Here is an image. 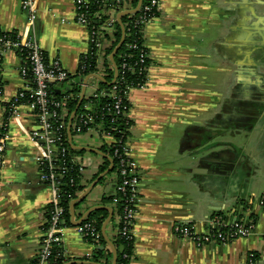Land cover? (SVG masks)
Instances as JSON below:
<instances>
[{"label": "crops", "instance_id": "crops-1", "mask_svg": "<svg viewBox=\"0 0 264 264\" xmlns=\"http://www.w3.org/2000/svg\"><path fill=\"white\" fill-rule=\"evenodd\" d=\"M75 1L36 0L37 17L30 22L21 0H0V29L36 40L48 62L75 74L89 50ZM143 38L150 55L146 80L128 92L127 146L140 174L128 264H264V0H159ZM20 63L6 51L1 64L0 128L6 123V129L0 138V264H33L53 198L38 176L43 151L30 135L37 128L32 108L22 106L19 116L5 118V104L26 84ZM95 87L89 82L86 94ZM83 133L101 143L72 142L99 150L111 142L94 129ZM81 151L76 158L87 184L102 155ZM113 185L95 186L73 220L92 206H110L102 196ZM216 215L226 224L252 220L254 229L200 247L173 232L176 224L203 232ZM118 222L113 216L105 226L100 246L110 257L99 263L111 264L113 251L123 250L116 242ZM62 233L63 264L97 262L88 259L94 246L74 224Z\"/></svg>", "mask_w": 264, "mask_h": 264}, {"label": "built area", "instance_id": "built-area-1", "mask_svg": "<svg viewBox=\"0 0 264 264\" xmlns=\"http://www.w3.org/2000/svg\"><path fill=\"white\" fill-rule=\"evenodd\" d=\"M118 1V0H114ZM36 0H21L20 8L25 13L28 21L34 22L37 17V9L35 5ZM76 17L75 20L83 24L88 29V45L93 43L96 50V67L95 70L88 74L75 73L71 74L66 69H64L58 61L48 62L45 57V53L42 50L40 44L34 39H22L19 32L15 31L14 38L8 36H0V63L2 64L4 54L6 51H13L20 58L21 63L19 66V73L21 78L26 82V84L13 96L9 101V117H17L20 115V108L25 105H29L32 108V114L37 122V128L31 131V138L36 146L43 151L37 159V165L39 169V178L42 182L47 184L53 194L52 203L53 207L48 211L49 217L47 219L48 224L46 227L43 226L42 234L40 237V244L36 254V258L33 264H55L51 259V255L55 254V257L61 256L66 259V252L64 250V236L62 229L63 218L62 214L64 208L58 205L59 199L57 196V190L59 188V178L61 174L59 170L63 169L61 163L59 162V156L65 151L64 147V136L62 130L66 128L65 118L68 112V107H66V100L68 98H77L80 93L75 94L73 92L68 93L64 99L61 101L54 102L50 97L47 96V89L51 85L61 84L64 86V90L70 89L74 84H79L81 88L85 87V92L83 97L89 98L91 96L97 95H108L112 97L115 101L111 107H104L103 113L111 114L114 112L115 116H123L128 118L129 105L124 104L122 97L116 94L117 84L110 88L101 87L96 85L95 90L86 94V88L92 79L96 78L95 74L101 76L103 71L102 63L106 56V49L112 44V38L105 36L106 32H111L114 22H116V15L118 12L130 10L134 7H129V4L124 6L112 7L109 9L110 12H106L107 18L100 26L89 22L87 18V9L89 2L87 0H76ZM156 5V9L159 10V0H153V5ZM149 6H143L140 2L136 12H131V14H136L144 10H149ZM108 11V10H107ZM156 16L146 17L142 14L136 21L135 24H140L141 37L143 38L144 27ZM103 44H107V48L101 47ZM136 45H133L135 47ZM141 49V59L143 62L145 58H149V52L144 44V38L142 42ZM87 53V52H86ZM85 53V54H86ZM80 63V61H79ZM79 69H85V63L79 64ZM128 68V64L123 62L121 64V69L124 71ZM78 71V70H77ZM148 71V67H141L140 72ZM77 74V75H76ZM147 75V74H146ZM145 75V80H146ZM87 77V78H86ZM86 81L84 83V79ZM99 80V79H98ZM139 86H143L145 83ZM33 83L34 87H29V84ZM134 87L126 86V94L128 98V92ZM26 99V102H22V99ZM86 108H90V103H85ZM73 117V116H72ZM92 114H86L81 123L87 124L92 123L88 129L96 130L103 137H110L111 142L114 143L115 139L110 133L109 129H100L93 123ZM69 122V121H68ZM6 127V123L4 125ZM68 127V126H67ZM87 129V130H88ZM85 130V131H87ZM5 134V132L2 134ZM2 142V141H0ZM122 155L125 158H121V173L128 174L129 177L124 179L118 189L124 192L126 187H129L130 195H127V204L124 206L122 234L126 235L128 239L134 238L133 225L136 214V204L138 201V184L140 179L139 169L136 161L129 156V148L127 146V139L123 144ZM77 165L78 171L81 173L84 170V166L78 158L74 160ZM50 202V203H51ZM114 203V202H113ZM112 203V204H113ZM260 205L264 207V199H260ZM78 234L83 240H87L88 236L96 239L97 234L94 231V227L90 223H85L83 225L76 226ZM254 229V222L252 220L248 222L241 221L240 219L234 220L232 223L226 224L222 216H213L209 222L208 227L203 232H196L191 225H179L173 226V232L181 238H186L193 242L196 246L200 247L205 244L210 243H228L231 240L246 237ZM56 247H60L61 250L55 251ZM253 257V254H250Z\"/></svg>", "mask_w": 264, "mask_h": 264}, {"label": "trees", "instance_id": "trees-1", "mask_svg": "<svg viewBox=\"0 0 264 264\" xmlns=\"http://www.w3.org/2000/svg\"><path fill=\"white\" fill-rule=\"evenodd\" d=\"M89 2L87 9V18L89 22L95 24L96 26L102 25V23L107 18V10L112 7H119L129 4V7H134L137 5L139 0H87ZM143 6H149V10H144L142 12H138L136 14H123L120 19L121 22H114L112 31L106 32L105 36L108 38H112V44L109 48L106 49V56L103 59L101 76L105 79V81L100 82L101 87L110 88L112 84L118 85L116 94L122 97L124 104H129V100L126 94V86L136 87L143 83L145 80V75L147 72H140L141 67H149L150 59L145 58L143 62H140L141 59V49L143 38L141 37L140 32V24H135V21L142 15H146V17L157 16L159 10L156 9V5H153V0H141ZM122 32H124V37L122 43L116 50L113 61L110 59L109 55L113 50L114 46L119 42ZM15 30L12 31H2L0 29V36H8L14 38ZM133 45H136L133 47ZM95 46L93 43H90L89 50L86 54L81 55L80 63H85V69H79L77 73L80 74H88L91 71L95 70L96 67V56H95ZM126 62L128 64V68L124 71L121 69V64ZM114 67L117 68V74L114 77ZM2 67L0 63V94L3 92L4 82L2 80ZM77 75V74H76ZM29 87L33 88V83L29 84ZM81 86L79 84H74V86L70 89L64 90V86L61 84L51 85L47 89V96L51 98L52 101L57 102L61 101L65 98L68 93L73 92L75 96L77 93L81 94ZM80 95L77 98H68L66 100V107H68V112L65 118L66 128L62 130L64 136V147L65 151L59 156V162L61 163L63 169L59 170L61 177L59 178V188L57 190V196L59 199L58 205L64 208V212L62 214L63 226L73 225L71 221L70 215V203L72 200L76 199L81 192L105 169H107L112 163V169L108 172H114L115 177L113 179V187L111 188L109 193H104L102 196V203H108L112 208V217L118 216V234L116 238V242L121 244L123 247L122 251L117 253L116 263L115 264H128L132 255L133 248V240L134 238L128 239L126 235H123L121 230L124 226L123 224V215H124V206L127 204V195H130L129 187H126L125 191L122 192L118 189V185L129 177L128 174L121 173V158H125L122 155L123 152V144L127 139L129 134V127L132 124L131 119L123 116H115L114 112L111 114L102 115L104 107H111L114 103V99L110 96L106 95H97L91 96L89 98L83 97L78 104ZM27 100L24 98L22 102H26ZM90 103V108L85 107V103ZM9 104L10 102L5 104V118L7 119L9 115ZM73 113V117L71 119L70 131L72 136L74 133L84 132L85 130L92 125V123L83 124V118L85 115L92 114L93 123L102 130L109 129L113 138L115 139L114 143L104 144L101 146V151L105 154L102 156V163L98 167L96 174L93 176L92 180L84 184L82 183V175L77 169V165L74 160L76 158L75 153H81L83 151L76 150L72 148L68 142V121L70 119L71 114ZM6 127L2 126L0 128V138L2 134L5 132ZM102 176L98 182L103 179ZM81 201L76 202L74 206V215L76 214L77 206ZM114 202V203H113ZM113 203V204H112ZM53 203H49L46 206V222L44 227L48 224L49 210L53 207ZM107 206V205H104ZM86 210V209H85ZM84 212H81V217ZM108 216V210L104 208L93 209L89 211L79 222L78 225H83L85 223H90L91 226L94 227V231L97 234L96 239L88 236L87 242L93 244L94 250L92 256L88 259H92L94 261L99 262L101 258H109L110 252H106L105 249L99 248L100 245L105 243V239L102 235V225L105 219ZM111 217V219H112ZM135 221V219H134ZM133 221V222H134ZM75 225V226H78ZM61 250L60 247H56L55 251ZM51 259L55 262V264H63L67 258H63L61 254L57 257L51 255Z\"/></svg>", "mask_w": 264, "mask_h": 264}, {"label": "water", "instance_id": "water-1", "mask_svg": "<svg viewBox=\"0 0 264 264\" xmlns=\"http://www.w3.org/2000/svg\"><path fill=\"white\" fill-rule=\"evenodd\" d=\"M140 2H141V0H139V2L137 3V5H136L133 9L118 12V14L116 15V20L120 23V22H121V19H120L121 15H123V14H127V13H131V12H136L137 9H138V6H139V4H140ZM123 37H124V32H122V36H121L119 42L114 46L113 50L111 51V53H110V55H109V57H110V59H111L112 61H113V56H114L116 50L118 49V47H119L120 44L122 43ZM116 74H117V68L114 67V77L116 76ZM93 76H95L96 78L100 79L101 81H105V79H104L102 76H100V75L95 74V75H93ZM86 78H87V77H86ZM86 78L84 79V83H85V81H86ZM84 92H85V87L83 86V88H82V90H81V94H80V98H79L78 104L80 103L81 99L83 98ZM72 115H73V113H72L71 116H70V119H69V122H68V129H67V132H68V142H69L70 146H71L72 148L76 149V150H88V151H91V152L99 153V154H101L102 156H105V154H104L101 150H99V149H97V148H91V147H86V146H78V145H76V144H74V143L72 142V134H71V131H70ZM112 165H113V164L111 163L110 166H109L107 169H105L102 173H100V174H99V175H98V176H97V177H96V178H95V179H94V180H93V181H92V182H91V183H90L85 189H84V191L81 192V194H80L76 199H74V200L71 201V203H70V215H71V221H72V223H73L74 225H78L79 222L81 221V219H82V218H83V217H84L89 211H91V210H93V209L104 208V209H107V210H108V216H107V218L105 219V221L103 222V225H102V228H101V231H102L103 235H105V233H104V231H105V226H106V224L109 222V220H110L111 217H112V208H111V207H109V206H104V205H95V206H92V207L88 208V209L84 212L83 216H82L80 219L74 221V220H73V217H74V206H75L76 202L83 200V199L88 195V193L92 190V188L95 186V184L98 182V180H99L102 176H104L105 174H107V173L112 169ZM100 248H102V246H100ZM116 258H117V251L114 250V251H113L112 263H111V264H115V263H116ZM74 262H75V261H74ZM71 263H73V262H70V264H71ZM94 263H95V264H102V263H99V262H94Z\"/></svg>", "mask_w": 264, "mask_h": 264}, {"label": "rangeland", "instance_id": "rangeland-1", "mask_svg": "<svg viewBox=\"0 0 264 264\" xmlns=\"http://www.w3.org/2000/svg\"><path fill=\"white\" fill-rule=\"evenodd\" d=\"M109 16V15H108ZM110 32V31H109ZM92 82L95 84V85H100V82L98 79H92ZM89 90V88H87V91ZM129 109H130V105H129ZM73 137V141L76 142V143H81V144H89V145H95V144H99L100 140L99 138L92 134L90 135V133L88 134H85L83 132H79V133H74V135L72 136ZM98 139V140H97ZM101 143V142H100ZM82 154L84 152H81ZM81 153H75L76 154V157L79 156ZM115 177V173L114 172H111V173H107L104 175L103 179L100 181V182H97L95 184V186L97 185H100L102 188H106L110 185V183L113 181ZM94 186V187H95ZM93 187V188H94ZM92 188V189H93ZM92 191V190H91ZM90 191V192H91ZM89 192V193H90ZM88 193V194H89ZM137 196L139 197V193L137 192ZM139 199V198H138ZM137 205V204H136ZM84 206H86V197L82 200L81 203L78 204L77 206V210H80L82 209Z\"/></svg>", "mask_w": 264, "mask_h": 264}]
</instances>
